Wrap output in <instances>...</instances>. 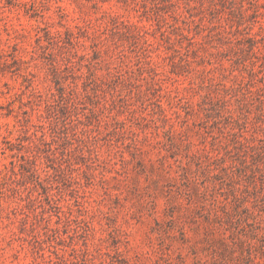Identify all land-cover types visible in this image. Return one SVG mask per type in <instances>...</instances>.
Segmentation results:
<instances>
[{
	"label": "rangeland",
	"instance_id": "374dc122",
	"mask_svg": "<svg viewBox=\"0 0 264 264\" xmlns=\"http://www.w3.org/2000/svg\"><path fill=\"white\" fill-rule=\"evenodd\" d=\"M0 264H264V0H0Z\"/></svg>",
	"mask_w": 264,
	"mask_h": 264
}]
</instances>
